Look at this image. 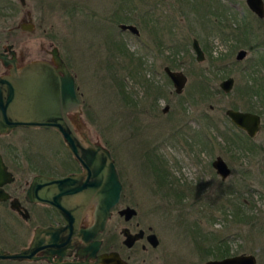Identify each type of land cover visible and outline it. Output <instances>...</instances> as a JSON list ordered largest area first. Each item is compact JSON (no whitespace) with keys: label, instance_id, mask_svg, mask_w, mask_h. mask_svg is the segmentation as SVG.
<instances>
[{"label":"rangeland","instance_id":"374dc122","mask_svg":"<svg viewBox=\"0 0 264 264\" xmlns=\"http://www.w3.org/2000/svg\"><path fill=\"white\" fill-rule=\"evenodd\" d=\"M24 1L0 0V26L31 11L30 44L40 39L41 48L58 46L75 75L81 122L110 149L121 172V199L102 234L116 239L105 245L123 236L113 227L125 225L116 209L128 205L135 209L131 221L150 227L159 239L145 252L138 243L125 249L135 259L204 264L252 253L256 264H264V16L244 0ZM120 22L136 25L139 34L120 29ZM192 37L202 49L200 60ZM240 48L246 54L235 59ZM163 65L186 75L180 93ZM227 76L233 83L224 92L218 84ZM227 107L258 113L257 132L249 136L236 127ZM26 136L42 157L58 139L48 128H16L0 139L23 147ZM216 155L230 168L223 179L211 165ZM37 222L0 219V245L16 249L29 241ZM222 247L227 254L220 255Z\"/></svg>","mask_w":264,"mask_h":264},{"label":"water","instance_id":"95a60500","mask_svg":"<svg viewBox=\"0 0 264 264\" xmlns=\"http://www.w3.org/2000/svg\"><path fill=\"white\" fill-rule=\"evenodd\" d=\"M244 1L257 17L264 16L263 0ZM118 27L138 33V28L132 23L120 22ZM191 47L195 52V58L202 59L203 52L196 38H192ZM51 54L57 70H60L62 74L52 70L53 66L48 62L37 60L25 65L24 82L20 80L15 68L10 70V74L0 76V132H7L16 126L54 128L60 133L67 149L82 165L85 172L89 175L95 174V180L75 184L72 174L59 178L58 187L65 179H68L70 183L64 187L67 193L65 200L60 201L57 199V194L51 192L46 186H51L50 178L42 180V177L38 175L33 176L26 190L27 197L53 204L61 213L64 224L34 227L27 245L14 251L0 247V259L43 258L57 264H131L120 258L116 251L101 252L95 256L93 262L89 260L94 256L99 242L93 237L104 229L111 208L118 202L121 183L116 175L108 148L87 137L79 139L76 135L73 123L67 114L72 112L75 120L80 118L81 109L75 93L74 78L56 48H52ZM245 54L246 49L240 48L235 54V59H241ZM36 69H40L41 77H43L40 85L33 81ZM163 69L170 78L174 91L181 92L186 75L181 70L171 69L167 65ZM232 83L233 78L227 76L220 80L218 85L226 92L230 90ZM166 107L165 105L164 109ZM224 113L236 127L244 130L249 136L259 129L260 117L256 112L227 107ZM211 164L221 179L230 172V168L220 155H216ZM41 183L46 185L40 188ZM85 210L91 213V223L88 226L78 227L79 216ZM118 212L128 218L135 213V209L127 205L118 209ZM61 233L82 241L78 253L84 256L83 259L73 258L61 261L60 257H54L55 253L60 255ZM148 237H150V243L153 245L157 243L153 233H150ZM123 242L130 245L132 240L126 236ZM204 264H256V261L252 253H238L207 259Z\"/></svg>","mask_w":264,"mask_h":264},{"label":"flooded vegetation","instance_id":"af4514ba","mask_svg":"<svg viewBox=\"0 0 264 264\" xmlns=\"http://www.w3.org/2000/svg\"><path fill=\"white\" fill-rule=\"evenodd\" d=\"M183 1L187 2L186 0H183ZM19 2L21 5H24L25 3L24 0H19ZM185 2H182V5H184ZM192 4L191 6H193L194 8L195 6ZM199 4H203V2ZM34 26L35 25L31 17V11L29 9L24 10L23 15L20 17L18 21L15 22V24L6 25L5 23L3 27L0 26V76L2 77L4 75L6 76L10 74L11 73L10 70L12 68H15L17 70L18 75L20 76V80L24 82L25 65L29 62H33L37 60H43V61L48 62V64L53 66L52 70H54L55 72L59 74H62L60 70H57L56 63L52 59L51 50L52 48H56L59 56L61 57L64 64L69 69L71 75L74 78L75 93L77 96L76 85H75V75L72 73L66 61L62 57L58 49V46L56 44H50V48H45V47L41 48L40 39H36V45L30 44V41H29L30 38L29 36H27V33L33 31ZM138 34H139V29H138V33L135 35H138ZM192 38H196V37H192ZM45 53H48L47 57L45 56ZM164 66L166 65H163L162 69L164 68ZM34 73H36V75L34 74L33 81L36 82L37 85L38 84L40 85L43 79V77H41L40 69H36ZM164 73L166 74L165 71ZM79 105H80V100H79ZM165 105L167 107L164 109ZM165 105L161 108V111L163 112L166 111L168 108V105L167 104ZM67 114L73 123V128L79 139H83L84 137H87L91 141L101 144L102 146L108 148L106 145H104L103 143H101L100 141H98L97 139L91 136V134L84 127L80 118L79 120H75L72 116L73 115L72 112H68ZM16 128L47 129V128H41L37 126H29V127L16 126L7 132H0V136L9 135ZM48 129H53L58 139L55 144L56 145L55 148H53V151L46 157H42L39 153H37L35 150H33L30 147L29 142L27 141L28 140L27 136L24 139L26 144H24L23 147L17 146L11 140L0 139V219H7L10 217L14 219L20 218L22 220H27L31 217L39 221L33 226V228L36 226L46 227L49 225H54V226L63 225L64 221L62 219V215L53 204H50L48 202L41 201L38 199L34 200V199L27 197L26 190L33 176L38 175L42 177L41 178L42 180H45L46 178H50L51 186L41 183L40 188L41 186L46 185L47 188L51 192L57 194V199L60 201L65 200L67 193H65L64 187L68 186L70 183L68 182V179H65L64 181H62L61 183L62 185L58 187L59 178H63L69 174H72L73 175L72 178L75 179V181H73L75 182V184H81L84 181L95 180L94 178L95 174L89 175L88 173H86L82 165L67 149L65 142L63 138L61 137L60 133L52 127ZM61 146L63 147V152L60 149ZM108 150L111 155V151L109 148ZM112 159H113V164H114L116 175L118 177V180L121 183L120 195L118 198V202L111 208V212L105 222L104 229L98 232L93 237L94 240H99V242L97 245V249L94 252V256L90 257L89 260L93 262L95 256L101 252L116 251L118 255L120 256V258H122L123 260L131 264H143L145 261L150 262L152 264L153 263L152 257L148 258L147 260L145 257H141L140 260H138V258L135 259L136 255H133L135 254V252L127 251L125 249H129L134 244H137V243L139 244V248L141 252L148 251L149 249L148 246L154 249L159 242L157 235L154 233V231L151 230L150 227L143 229L142 227H139L138 225L139 222L137 221L132 222L131 216L128 218H125L123 214H120L118 212V209L122 208V206L117 208L116 212L124 220L125 225L121 227L118 225H115L113 229L116 230L117 233L119 232L123 236H121V239H119V242L117 241L114 244L110 243L109 246L105 245L107 241L116 239V236H114L113 238L111 237V239H107L103 237L102 234L106 229V225H107L109 218L111 217L113 208L116 207V205L119 203L121 199L122 186H123L119 166L115 163L114 157H112ZM73 182H71V184ZM58 190H59V193H57ZM179 196L180 197L182 196L181 193ZM124 206H127V205H124ZM66 216H67V213H66ZM90 223H91V213L88 210H85L79 216L78 227L88 226ZM136 226H137L136 229H131V227H136ZM33 228H32V232H33ZM125 233L127 234L126 236L132 240L130 245H127L123 242V239L126 238ZM150 233H153L156 236L157 243L154 245L150 243V237H148ZM60 238H61V241H60L61 247H59L60 255H57L58 253H55L54 257H60L61 261L65 259H73V258L83 259L84 258L83 255H80L78 253V251L80 250L79 245L82 242L79 238L72 239L71 237H67L66 234H62V233L60 234ZM28 242L29 241L24 242V244H21L16 249H5L1 245L0 247L5 250L14 251V250H18L19 248L27 245ZM37 253L40 254V252H37ZM4 259H7V258H4ZM15 261H25V260H15ZM27 261H37L43 264H57L53 261H47L46 259H43V258H39L36 260H27ZM96 264H100V263H96Z\"/></svg>","mask_w":264,"mask_h":264},{"label":"trees","instance_id":"16d2710c","mask_svg":"<svg viewBox=\"0 0 264 264\" xmlns=\"http://www.w3.org/2000/svg\"><path fill=\"white\" fill-rule=\"evenodd\" d=\"M263 18V17H262ZM122 20H124V19H122ZM124 47L123 46H119V49H120V52H121V54H124V49H123ZM202 85H201V83H199V92H200V94L203 92V89H201L202 87H201ZM219 252H220V255H225V254H227V252L225 251V248L224 247H222V249H220L219 250Z\"/></svg>","mask_w":264,"mask_h":264}]
</instances>
